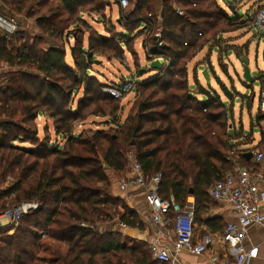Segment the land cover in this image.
Instances as JSON below:
<instances>
[{
  "label": "trees",
  "instance_id": "trees-1",
  "mask_svg": "<svg viewBox=\"0 0 264 264\" xmlns=\"http://www.w3.org/2000/svg\"><path fill=\"white\" fill-rule=\"evenodd\" d=\"M112 2L118 0H0L11 12L34 20L40 31L32 36L20 27L12 36L0 31V61L12 69L6 83H0V212L10 204H40L13 235H8L9 229L0 231V264H164L152 258L147 244L128 245L121 232L97 230L116 219L128 228L144 229L137 214L112 196L106 170L124 172L133 144L146 178L162 176L161 197H173L183 206L192 197L195 225H205L209 190L233 168L230 154L239 134L228 131L230 111L215 91L200 86L196 92L190 87L188 61L183 60L205 37L202 27L219 15L243 27H252V20L241 16L232 3L228 16L215 0H177L185 12L179 17L170 0H163L165 46L156 49L152 37L149 50L168 60L156 75L136 83L140 99L120 123L116 108L101 105L116 100L103 93L106 84L90 73L97 57L120 58L123 46L130 49L132 34L149 33L145 27L154 15L150 0H129V8L120 9L124 30L112 33L99 23L106 32L102 35L83 14L96 12L101 20H109L106 10L116 5ZM144 11H148L145 18ZM75 14L82 23L76 22L94 32L87 50L70 31ZM67 34L74 36V46L66 40ZM152 54L149 51L147 56ZM81 91L83 97L78 98ZM90 109L110 115L115 130L75 137L77 122L86 119ZM39 117L52 121L55 135L64 138L62 145L49 137V127L42 129L41 139ZM9 178L13 183L3 187ZM43 239L65 245L66 254L58 252L52 260L41 257Z\"/></svg>",
  "mask_w": 264,
  "mask_h": 264
},
{
  "label": "rangeland",
  "instance_id": "rangeland-1",
  "mask_svg": "<svg viewBox=\"0 0 264 264\" xmlns=\"http://www.w3.org/2000/svg\"><path fill=\"white\" fill-rule=\"evenodd\" d=\"M215 1L216 3L218 2L221 7H224L223 9L228 16L232 15V12L230 9L226 8L224 2H220V0ZM150 2L151 5L153 4L154 12L152 11V13L154 15L155 27L161 26L163 22L161 24L158 17L160 16L159 14H162L163 12V0H150ZM177 3V0H172L171 5L173 9L174 7H180ZM251 3L252 2H248V0L242 1V11L239 12L241 16L245 15V13L249 11L251 8ZM1 7L3 8L1 12L4 14V16L14 19L19 18L18 24L21 30L25 31L31 36L40 34V31L36 27L34 20L26 19L23 16H18L17 13L11 12L9 8L3 6ZM110 8L111 9L106 10L109 20H101L102 15L96 16V12L91 14L89 11H86V13L84 12L83 17L86 18L90 25L95 27L102 35H106V32L101 25H98L99 23H103V26H109L112 30V33L122 32L124 29L120 27L121 22L119 20L121 10L118 9L116 5ZM239 8L240 7L236 6V11L239 10ZM146 12L144 11V16H142L143 18L148 16L145 14ZM78 20V15L75 14L70 31H72L74 36L83 40L84 49L87 50L89 48V36L94 32L92 29L89 30L85 25L79 24L82 22L80 20L79 22ZM202 28L205 32V37H203L202 40L196 44L195 49L191 50L185 60H183L188 61L186 67L189 77V85L196 92L199 91L201 86L209 92L213 90L218 95H220L222 102L227 105V111H230L228 112L227 122L229 126L228 131L230 133L233 132L239 134L240 136L245 133L251 134L254 129L253 123L257 118L261 119L262 116L259 113L257 114V112H259L260 85L264 86V84H261V82L248 84L243 79V71L245 67H249L253 77H258L259 75L264 74V37L260 36L253 26L250 27L249 24H246V26L243 27L239 21L232 22L225 20L220 15L219 18H216L210 25L207 27L203 26ZM78 29L84 32H78ZM155 29L156 28H154V30ZM138 31L139 30H137V33L135 32L132 34L130 49L125 48L124 46L121 48L123 55L120 58L114 60H108L104 57L96 58L97 61H101L100 65H94L90 74L95 76L100 83L106 84V86L101 89L103 93L104 90L109 87V85L118 83L120 84L125 79L132 80L137 83L150 76L156 75V70L151 67V64L154 63V60H161L160 63H165L160 58H154V60H152V57L150 58L147 56V53L150 51V41L155 35V31L152 33H146L142 36H138ZM69 35L70 34H67L66 40H69L71 46H74L76 42L75 38L73 35H71L69 38ZM118 41L120 42V40ZM144 44H146V48L144 47ZM218 47H220V49ZM66 50L68 63L72 65L69 46H66ZM182 63L183 62H181V64ZM4 70L5 72L0 75V83L3 85L9 79L8 75L11 73V67L6 64ZM204 70L208 73L209 83H207L203 76ZM223 88L228 91L227 93L231 95L230 97H227V94ZM106 95L109 96V94ZM82 97L83 92L81 91L78 95V98ZM139 99V91L138 88L135 87V91L125 95L123 98L112 102H109V100L104 101L101 105H110L112 106L111 110L116 108L115 117H117L120 123H123L125 119L133 112L135 104ZM198 99L201 100L202 97L198 96ZM75 107L76 104L73 105V108ZM85 114L87 116L86 119L79 121L76 124V127L73 131V135L75 137H78L81 134H84L85 137H90L98 130L105 129L109 131L110 129L115 130L116 128V124L112 123L113 118H111L110 115L103 116V114L92 109L87 110ZM38 123L39 129L41 130V139L45 137V135L42 133V129L44 127H49L51 130L49 137L52 138V140L56 143L61 145L64 143L63 137H58L55 135L51 120H47L44 117H39ZM246 141L249 142L250 138L246 139ZM244 145L246 144L241 146ZM133 146L134 145L132 144V147ZM132 147L128 149L127 153L129 162L127 167L129 170L128 174L126 171L127 169L124 172L119 173L108 169L106 170L111 183L110 192L112 196L120 198L121 200H123L122 198L126 196V193L120 191V184L131 175L130 173L132 172H130V170L133 166V163L136 161L135 150ZM236 154L235 157H232L233 161H238V159H236ZM11 183H13V180L9 178L3 187H6ZM192 199V197L189 198V200ZM14 205L16 204H10L9 206ZM115 223H117V219L114 221V224ZM17 228H15L14 231H11V234L8 235H13ZM128 240L127 242L129 243ZM42 241L43 243H41L42 247L40 250V256L47 259H49V257H54L52 256L55 251L54 244H51L50 241L46 239H43Z\"/></svg>",
  "mask_w": 264,
  "mask_h": 264
},
{
  "label": "built area",
  "instance_id": "built-area-1",
  "mask_svg": "<svg viewBox=\"0 0 264 264\" xmlns=\"http://www.w3.org/2000/svg\"><path fill=\"white\" fill-rule=\"evenodd\" d=\"M242 1L220 0V2H224L227 9H229L228 6L230 3L240 7V11L237 10L238 13L242 11ZM248 2H252L251 8L243 16L251 19L254 29L260 36L264 37V0H248ZM113 4H116L123 11L127 10L130 6L129 0H118V2ZM174 11L179 17L185 15V12L181 8L174 7ZM149 18L145 28L147 31L149 30V33L155 31V35L153 36L156 41L155 48L161 49L165 46L162 37L163 20L160 17L162 27H155L154 19L152 17ZM154 28L156 29L154 30ZM18 30L19 24L16 20L0 13L1 32L12 36ZM150 51L153 53L151 56L152 60L154 58H160L164 62L168 60L166 56L158 55L152 49ZM155 61L159 60H154L153 62ZM5 66L6 64L0 61V75L5 72ZM261 84L264 83L261 82ZM135 87L136 83L134 81L125 79L120 84H111L104 90V93L118 100L135 91ZM259 112L264 116V86L261 85ZM230 156H234L233 153ZM230 159L233 163V170L226 173L221 180L214 183L209 190V196L214 202L226 203L232 206L237 216L238 224H227L222 236L218 237V242L229 250H235L237 252L236 264H246L249 260L257 258L259 251L257 248L247 250L244 247V242L248 237L247 231L252 226L264 227V215L261 214V209L264 208V189L257 187L258 183L264 182V169L261 170L259 168L264 166V154L260 151L254 153L255 167L252 168L242 165L239 160L233 161L232 157ZM131 172V178L120 184V191L125 193L130 187H135L146 192L151 221L156 226L158 237L166 234L167 227L170 224L173 225L175 253H172L169 249H162L161 243L156 241L151 249V255L154 260L164 264H181L177 260V253L185 251L192 256H202L209 251L211 246H215L216 239L213 235H205L200 240L196 237L194 199L188 200L184 206L176 202L173 197L169 200L163 199L160 195L162 176L159 174L153 176L151 179H147L141 165L137 161L133 163ZM11 199H15V196L12 195ZM39 209L40 204L38 202H22L14 206H8L6 210L0 212V231L9 229L8 234H11L10 232L19 227L26 216ZM118 224L120 227H126L122 223ZM92 229L94 228L92 227ZM43 238H46V236L43 235ZM212 261H216V258H213Z\"/></svg>",
  "mask_w": 264,
  "mask_h": 264
},
{
  "label": "crops",
  "instance_id": "crops-1",
  "mask_svg": "<svg viewBox=\"0 0 264 264\" xmlns=\"http://www.w3.org/2000/svg\"><path fill=\"white\" fill-rule=\"evenodd\" d=\"M172 0H170V3ZM159 3V2H158ZM114 6V5H113ZM120 9V8H118ZM3 8L0 5V11ZM162 18V14H159ZM14 19V18H13ZM19 18H16L18 23ZM163 20V18H162ZM205 71V70H204ZM260 112H257V114ZM261 115V114H260ZM254 129L251 134H243L239 135L238 140L234 141V145L236 148L233 152L235 154L237 152L236 158L239 162L246 167H255L254 165V153L256 151H260L264 154V116H261V119H256L253 123ZM250 141L247 142L246 139ZM244 142V143H242ZM246 142V143H245ZM246 144L244 146H241ZM241 146V147H240ZM251 155V156H250ZM261 170L264 169V166L259 167ZM127 174L129 170L127 169ZM131 172V170H130ZM131 174V173H130ZM131 178V175L125 180L127 181ZM259 189H264V182L258 183L257 186ZM126 196L122 199L126 203L127 206L131 210H133L140 221L144 225L143 230L131 229L128 227H120L118 223L113 224H103L98 226V231L100 233H116L121 232L125 237L129 240L128 245H132V243H144L147 244L150 251L152 249V245L158 241L162 245V249H169L172 253H175L174 243H175V235L173 231V225L170 224L167 227L166 234L158 237L156 233V226L151 221L150 216V208L146 199V192L144 190L130 187L126 192ZM115 197V196H113ZM211 200V199H210ZM261 214L264 215V208L261 209ZM203 219L207 224L199 225L197 224L195 227V234L198 240L202 239L205 235H213L216 239L215 246H211L209 251L202 256H192L187 252L182 251L177 253V260L181 264H236L237 252L235 250H229L224 245H220L218 242V237L222 236L224 230L229 223L238 224L237 216L234 213L232 206L226 203L214 202L211 200L209 209L207 213L203 216ZM248 237L244 242V247L247 250L257 248L258 257L255 259H251L246 264H264V227L260 226H252L248 229ZM50 241V240H49ZM51 244H54L55 251L52 256L61 253L65 255L67 252V247L63 244L50 241ZM54 257H49L50 260L54 259ZM213 258H216V261H212Z\"/></svg>",
  "mask_w": 264,
  "mask_h": 264
},
{
  "label": "water",
  "instance_id": "water-1",
  "mask_svg": "<svg viewBox=\"0 0 264 264\" xmlns=\"http://www.w3.org/2000/svg\"><path fill=\"white\" fill-rule=\"evenodd\" d=\"M71 54H73V49H71ZM99 64H100V62L96 61V65H99ZM151 67L154 70H159L162 68V64L159 61H156V62L151 64ZM203 76L206 79L207 83H209V77H208V73L206 71H204ZM243 79L248 84H254L256 82H260V81L264 80V74H261L258 77H253L249 67H245L244 71H243Z\"/></svg>",
  "mask_w": 264,
  "mask_h": 264
}]
</instances>
